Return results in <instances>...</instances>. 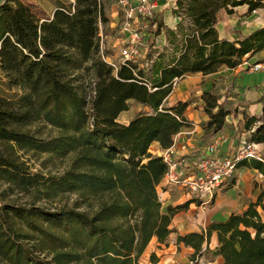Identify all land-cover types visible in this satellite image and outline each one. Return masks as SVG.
<instances>
[{"label":"trees","instance_id":"16d2710c","mask_svg":"<svg viewBox=\"0 0 264 264\" xmlns=\"http://www.w3.org/2000/svg\"><path fill=\"white\" fill-rule=\"evenodd\" d=\"M245 4L249 12L264 7L259 0H179L174 14L181 22L177 30L165 28L168 45L155 60L143 67L126 61L116 69L101 58L100 29L107 22L101 0H72L47 19L21 0L0 7V71L21 91L16 99L0 97V184L7 187L0 198L19 192L31 199L30 205L0 203V264H141L154 238L167 243L173 216L186 206L163 211L157 188L167 165L150 148L172 147L189 125L188 103L166 105L181 79L236 68L264 50V27L240 40L219 37L217 13ZM84 70L96 78L90 103L80 86ZM202 99L205 131L217 133L230 115L227 100L219 103L213 92ZM132 101L146 110L121 124L119 115ZM258 121L247 118L245 129ZM249 139L264 143V118ZM28 155L72 160L64 173L52 175L32 171ZM238 167L264 176L258 160ZM66 195L77 197L71 207L37 205ZM263 216L264 186L242 214L178 242L197 254L216 233L221 264H264ZM157 262L152 254L151 263Z\"/></svg>","mask_w":264,"mask_h":264},{"label":"crops","instance_id":"0c3cea01","mask_svg":"<svg viewBox=\"0 0 264 264\" xmlns=\"http://www.w3.org/2000/svg\"><path fill=\"white\" fill-rule=\"evenodd\" d=\"M179 0H155L156 28L162 24L161 34L151 28L148 38L156 36L157 46L162 51L168 45L165 28L177 30L181 18L174 14ZM258 1V0H255ZM264 4V0H259ZM118 3L112 6L113 16L117 19ZM153 22V23H154ZM114 24L112 23L111 26ZM217 30L220 39L235 41L243 39L255 30L264 27V7L249 12L247 4L236 7L232 14L225 9L217 13ZM156 34H155V32ZM102 38V34H101ZM264 62V50L251 56L247 55L243 63L236 68L222 67L217 73L203 75L202 73L188 74L181 79L172 94L166 100L167 106H174L178 102L188 103L185 118L189 125L184 126L175 136V146L181 155L193 152H205L206 147L216 138H222L218 153L224 156L234 155L239 148L241 137L250 138L251 131L245 129L247 118L255 117L259 121L252 125L256 128L263 121L264 106V73H253L250 65ZM248 63V65H245ZM143 67V65H141ZM213 92L219 97V103L227 100V110L230 115L226 117L224 127L217 133H206L205 126L209 117L204 112L205 103L202 95ZM141 111H145L140 104H136ZM127 111L119 115V122L127 125L133 119H128ZM150 149L153 155L159 156L164 150L158 143ZM264 186V176L255 169L238 167L234 177L229 180L218 192L212 205L203 211L198 202H192L181 188H166L164 182L157 188L163 200L162 209L167 213L169 207H186L177 211L172 218L171 229L166 244H160L154 238L147 246L140 260L151 258L155 254L158 262L155 264H221L223 258L216 255L219 241L213 233L208 244H204L202 251L195 254V249L178 242L179 236L206 232L215 222L226 221L233 214H242L251 202H256ZM264 219V216H263ZM153 264V263H149Z\"/></svg>","mask_w":264,"mask_h":264},{"label":"built area","instance_id":"2783aa9c","mask_svg":"<svg viewBox=\"0 0 264 264\" xmlns=\"http://www.w3.org/2000/svg\"><path fill=\"white\" fill-rule=\"evenodd\" d=\"M118 6L124 19V31L128 34L120 53L122 63L137 62L136 60L141 57L142 47L146 44L142 41L145 39L143 35L146 34L147 37L151 28H156L154 22L156 2L155 0H119ZM101 58L115 69L118 67L104 55L102 46ZM249 69L253 73H264V62H256L250 65ZM96 95V82H93L87 95L88 103ZM223 140L216 138L206 147L205 152L197 151L188 155L180 154L174 140L173 146L163 150L159 155L167 165L162 181L165 187L181 188L191 197L192 202H198L199 208L206 211L222 187L234 177V172L241 161L255 159L264 164V143L257 144L249 138L241 137L238 151L234 155L224 156L218 153ZM158 195L163 203L159 193Z\"/></svg>","mask_w":264,"mask_h":264},{"label":"rangeland","instance_id":"374dc122","mask_svg":"<svg viewBox=\"0 0 264 264\" xmlns=\"http://www.w3.org/2000/svg\"><path fill=\"white\" fill-rule=\"evenodd\" d=\"M24 4L30 6L32 10L40 17L41 19L50 18L53 12L61 6H69L72 3V0H21ZM119 0H101L104 11L106 14L107 22L101 25L100 29V37L101 38V46L103 48V53L106 55L115 65L120 66L122 64L121 58V51L127 41L128 34L124 31V19L120 7H118V16L115 19L113 16L112 6L117 4ZM114 24L111 26V24ZM157 29H155L156 31ZM154 31V32H155ZM156 34V32H155ZM145 37L142 40L145 45H143L141 57H139L136 61L140 65L146 66V63L150 64L156 58V50L155 46H157L156 36L154 39L151 37H146V34L143 35ZM143 37V38H144ZM149 46V47H148ZM164 49V48H163ZM152 55V56H150ZM83 80L80 82V86L83 88L84 92L89 91V87L93 82H96V78L92 72H86L85 70L82 71ZM21 94V91L17 88H11L8 86L7 81L1 74L0 71V97H5L9 99H16ZM136 102H130L129 109L127 110L126 115H128V119H134L143 111L138 109L136 106ZM119 121V120H118ZM50 129H46L44 133L48 134ZM54 134L53 132L51 133ZM154 151V149H150ZM25 160L29 162V165L34 172H42L44 174H52V175H61L66 171L70 164L72 157H68L63 161H59L53 158H49L48 156H25ZM6 185L0 184V196H6ZM6 193V194H5ZM0 198V203H15L18 205H30L31 199L28 198L26 195L16 192L14 195L8 197ZM3 199V200H2ZM77 197L75 195H66L62 198H59L55 201L46 202L42 201L39 202L37 205L42 206L48 209L60 208V207H71ZM96 207V206H95ZM94 207V208H95ZM82 210L92 211V209L88 208L87 206H83ZM141 264H149L151 263V258L149 260L142 259L140 260Z\"/></svg>","mask_w":264,"mask_h":264},{"label":"water","instance_id":"95a60500","mask_svg":"<svg viewBox=\"0 0 264 264\" xmlns=\"http://www.w3.org/2000/svg\"><path fill=\"white\" fill-rule=\"evenodd\" d=\"M7 0H0V7H2Z\"/></svg>","mask_w":264,"mask_h":264}]
</instances>
